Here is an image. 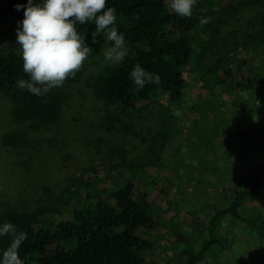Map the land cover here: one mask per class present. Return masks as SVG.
<instances>
[{
    "label": "rangeland",
    "instance_id": "374dc122",
    "mask_svg": "<svg viewBox=\"0 0 264 264\" xmlns=\"http://www.w3.org/2000/svg\"><path fill=\"white\" fill-rule=\"evenodd\" d=\"M236 1L197 0L193 15L200 3V11H212ZM256 6L254 11L264 12L263 5ZM247 19L245 13L232 21L235 34L248 26ZM15 31V17L0 19V45H7L0 54L16 53ZM97 38L75 76L53 88L61 99L56 122L19 121L14 103L0 94V214L39 207L65 213L75 193L81 200L88 191L104 193L119 180L129 181L145 198L153 224L138 233L145 241L138 252L142 264H183L182 248H200L214 209L264 161V86H239L256 61L242 46L227 56L232 72L221 80L208 73L207 63L196 73L190 65L183 70L179 103L156 94L126 114L97 94L98 77L122 63L105 62L107 35ZM17 133L22 142L5 144V137ZM245 209L264 213V196L247 201ZM58 219L59 214L50 218ZM213 235L223 246L214 245L216 256L198 264H264V243L243 225L224 219Z\"/></svg>",
    "mask_w": 264,
    "mask_h": 264
},
{
    "label": "trees",
    "instance_id": "16d2710c",
    "mask_svg": "<svg viewBox=\"0 0 264 264\" xmlns=\"http://www.w3.org/2000/svg\"><path fill=\"white\" fill-rule=\"evenodd\" d=\"M35 2L42 3V0ZM167 2L107 0L106 7L116 9L115 26L125 37L128 53L121 64L107 69L97 79V94L105 103L114 104L126 114L136 111L140 103L153 100L156 94H165L171 103H179L185 87L184 68L191 65L196 73L207 63L208 73L221 80L219 76L227 77L232 72L225 65L227 56L242 46L256 62L249 65V76L239 86L251 90L264 86L261 71L264 70V12L254 11L256 5L264 7V0H238L212 11H200L203 8L200 3L197 4L199 11L191 18L178 16L168 9ZM17 4L26 5L27 0H0V19L15 17L16 29L17 22L23 19V8L16 11ZM245 13L248 26L236 35L232 21ZM199 17H210L211 22L201 26ZM77 29L93 49L98 42L96 37V43H92L94 21L78 24ZM241 37L243 43H240ZM135 64L158 75L159 84L146 83L143 89L136 91L129 78ZM18 79L29 77L23 72L17 53L0 54V94L14 103V118L42 124L56 122L61 113V99L55 89L37 96L18 88ZM23 140L17 133L5 137L4 142L13 147ZM129 167L136 169L134 165ZM81 184L87 189L86 184ZM75 195L72 208L65 213L56 208L39 207L32 212L9 208L0 214V225L12 223L27 235L19 249L24 264H142L138 252L145 241L138 233L147 232L153 224L148 216L147 202L139 193L136 195L133 184L119 180L115 187L104 193L88 191L81 200L79 194ZM262 196L264 161L251 169L239 186L233 185L225 205L214 209L205 226V238L200 242V248L197 251L182 248L183 264H198L207 257L216 256L212 247H222L223 243L213 232L224 219L243 225L264 243V213L245 209L247 201ZM57 214L60 219L50 220ZM9 243L8 236L0 237V259Z\"/></svg>",
    "mask_w": 264,
    "mask_h": 264
},
{
    "label": "clouds",
    "instance_id": "9594fccd",
    "mask_svg": "<svg viewBox=\"0 0 264 264\" xmlns=\"http://www.w3.org/2000/svg\"><path fill=\"white\" fill-rule=\"evenodd\" d=\"M107 0H27L26 5L17 4L16 11L23 8V19L15 31V51L22 61V69L29 79H18L17 87L31 94L43 96L53 88L62 87L74 77L93 49L85 42L77 25L94 21L96 37L106 32L107 45L102 49L105 62L113 65L123 62L127 55L125 37L115 26L116 9L106 7ZM197 0H171L170 8L182 18H191ZM201 26L210 23V17H199ZM7 45H0V49ZM136 91L146 83L159 84L158 75L147 72L135 64L129 74ZM8 236L9 245L2 252L0 264H24L19 254L21 244L27 239L24 231H18L12 223L0 225V237Z\"/></svg>",
    "mask_w": 264,
    "mask_h": 264
}]
</instances>
